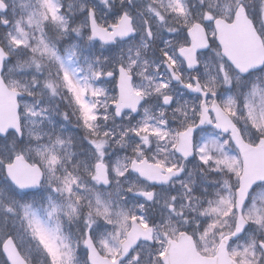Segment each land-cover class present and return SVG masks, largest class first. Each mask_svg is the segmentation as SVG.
Masks as SVG:
<instances>
[{
  "label": "snow or ice",
  "instance_id": "snow-or-ice-1",
  "mask_svg": "<svg viewBox=\"0 0 264 264\" xmlns=\"http://www.w3.org/2000/svg\"><path fill=\"white\" fill-rule=\"evenodd\" d=\"M0 264H264V0H0Z\"/></svg>",
  "mask_w": 264,
  "mask_h": 264
}]
</instances>
